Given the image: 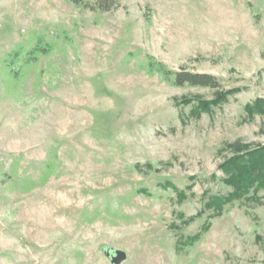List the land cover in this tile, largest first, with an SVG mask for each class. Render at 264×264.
Segmentation results:
<instances>
[{
    "label": "rangeland",
    "instance_id": "rangeland-1",
    "mask_svg": "<svg viewBox=\"0 0 264 264\" xmlns=\"http://www.w3.org/2000/svg\"><path fill=\"white\" fill-rule=\"evenodd\" d=\"M118 2L0 0V60L56 44L19 81L0 68V264H111L106 249L121 264H264V189L203 212L230 191L222 165L264 146V112L246 109L264 100V0ZM147 56L220 87H174Z\"/></svg>",
    "mask_w": 264,
    "mask_h": 264
},
{
    "label": "trees",
    "instance_id": "trees-1",
    "mask_svg": "<svg viewBox=\"0 0 264 264\" xmlns=\"http://www.w3.org/2000/svg\"><path fill=\"white\" fill-rule=\"evenodd\" d=\"M69 1L76 8H82L92 12L110 13L119 8L118 0H94L93 2L88 0ZM66 41L67 39H63V42L66 43ZM55 50L56 44L53 41L46 40L44 37H37L34 45L29 49L18 47L8 51L0 60V68L5 76L3 80L5 82L19 81L25 69L37 63L40 57L48 56L54 53ZM140 67L147 74L157 75L163 81L174 87H183L186 85L209 89L220 87L217 78L212 75L193 73L185 70H171L151 56L145 57V62ZM234 91L229 92V94ZM246 109L251 113L258 111L264 112V100H258L254 105L248 106ZM221 168L225 174L223 182L229 187L230 191L225 195L214 194L205 198L203 212L208 210L210 213L208 215L209 218L220 216L224 207L233 201L243 199L249 194H256L259 190L264 189V146L234 155ZM53 172L54 167L48 164L47 171L43 175L41 182L44 183L49 176L53 175ZM34 187V183H26V189L24 190H32ZM163 188H174V185L170 181H165ZM177 196L181 200L186 198V195L182 192H178ZM209 218L203 227L205 231L211 224ZM198 238L199 235L196 234L187 236L184 238L182 245L184 247H192Z\"/></svg>",
    "mask_w": 264,
    "mask_h": 264
},
{
    "label": "water",
    "instance_id": "water-1",
    "mask_svg": "<svg viewBox=\"0 0 264 264\" xmlns=\"http://www.w3.org/2000/svg\"><path fill=\"white\" fill-rule=\"evenodd\" d=\"M105 253L111 264H121L125 260V254L121 251L106 249Z\"/></svg>",
    "mask_w": 264,
    "mask_h": 264
}]
</instances>
